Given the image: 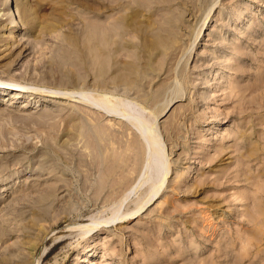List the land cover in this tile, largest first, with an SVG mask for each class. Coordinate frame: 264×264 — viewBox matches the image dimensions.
Wrapping results in <instances>:
<instances>
[{
  "label": "rangeland",
  "instance_id": "obj_1",
  "mask_svg": "<svg viewBox=\"0 0 264 264\" xmlns=\"http://www.w3.org/2000/svg\"><path fill=\"white\" fill-rule=\"evenodd\" d=\"M0 264H264V0H0Z\"/></svg>",
  "mask_w": 264,
  "mask_h": 264
},
{
  "label": "bare ground",
  "instance_id": "obj_2",
  "mask_svg": "<svg viewBox=\"0 0 264 264\" xmlns=\"http://www.w3.org/2000/svg\"><path fill=\"white\" fill-rule=\"evenodd\" d=\"M109 26H110V24L108 22L99 23L98 28H96V30L93 33V35H91V37L94 38L97 46L100 49H103V48H101V46L99 45V40L102 41L103 43L104 42L106 43V41L109 40V38H110L109 35L111 34L110 33L111 28H109ZM14 35H15V33H14ZM104 47H106V45H104ZM17 95H18V92L16 91L14 96H17ZM14 96H13V98H14ZM92 98H93L92 96H88L87 94H85V96H84V99L91 100V103H94V102L98 103V105H100L106 111L107 110H109V111L113 110V111L117 112V110H118L117 107L119 106L120 110L123 111L124 115L128 116V117H131L132 118V122H134L135 124L138 125L140 133L142 134V136L145 139H147L148 148L149 149L147 150L146 147H145V149L147 151L146 152L144 150L146 152L145 153L146 154V158H145L146 161L144 163V166H142V169H144L145 170V174H147L148 177L152 179L150 181L151 182L150 185L152 186V189H151L152 190V195L150 197L154 196L156 193H158L160 187L162 186L163 180H165L164 176L166 177V174H167V171H168L166 158L163 155V152H162L161 146L159 144V141L156 138V134H155L156 130L154 129L153 126H149L150 124L148 125L146 123L147 121H145L144 119L140 118V117H142L141 111L133 103H131V101L122 100L118 104L115 101H113L111 98H107V97H104V96L103 97L102 96L95 97V99L97 98L96 100L94 98L93 99ZM27 104L28 103H24V106L27 105ZM115 112H112V113L116 114ZM145 145H147L146 141H145ZM128 154H129V152H128ZM119 163H120V161H119ZM115 217H117V215Z\"/></svg>",
  "mask_w": 264,
  "mask_h": 264
}]
</instances>
